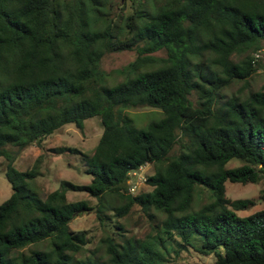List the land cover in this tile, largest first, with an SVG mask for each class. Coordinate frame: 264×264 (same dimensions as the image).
Here are the masks:
<instances>
[{"label": "trees", "instance_id": "16d2710c", "mask_svg": "<svg viewBox=\"0 0 264 264\" xmlns=\"http://www.w3.org/2000/svg\"><path fill=\"white\" fill-rule=\"evenodd\" d=\"M130 1L116 23L114 0H0V157L11 186L0 203V264H165L188 249L211 254L204 264H264V209L238 213L264 201V188L252 198L225 192L227 181L264 178V82L247 83L258 63L250 52L264 42V0ZM133 48L123 79L109 85L101 57ZM234 81L243 88L224 93ZM130 107L162 116L139 128L123 112ZM91 117L102 126L91 153L49 149L80 153L90 181L62 179L42 197L30 185L37 164L17 169L18 153ZM142 164L152 165L151 189L130 193L128 172ZM67 190L96 201H69ZM133 206L153 229L146 238L118 221ZM80 212L108 229L106 260L75 256L89 241L69 227Z\"/></svg>", "mask_w": 264, "mask_h": 264}, {"label": "rangeland", "instance_id": "374dc122", "mask_svg": "<svg viewBox=\"0 0 264 264\" xmlns=\"http://www.w3.org/2000/svg\"><path fill=\"white\" fill-rule=\"evenodd\" d=\"M130 0H114L112 6L107 8L109 17L116 23H119L120 16L125 17L132 11ZM261 55L258 58L256 71L248 78V87L251 89H259L264 82V42L259 48ZM255 51H251L253 56ZM154 56H162V50L151 53ZM137 55L136 49L110 51L105 52L100 60V68L107 72L105 77L107 83H113L123 79V75L119 70L127 63L131 62ZM243 55H233L234 60L242 58ZM243 81H234L230 87L223 92L226 94L236 93L243 88ZM195 99V94L191 97ZM125 114L132 118L134 124L143 128L150 121L157 120L162 116L161 110L152 107H138L125 108ZM102 131L100 119L98 117H91L84 121L82 130H79L73 124H65L53 134L44 138L41 146L32 143L24 147L17 155L14 165L19 170L31 168L37 164V169L40 174L31 181V188L39 195L44 197L48 192L60 188L62 179L69 180L77 184H85L90 181V175L85 172V166L81 161L80 153H54L49 149L54 146L68 145L78 148L82 152L91 153ZM4 159L0 157V203L4 201L11 194V186L4 175ZM241 162L232 160L228 166H236ZM153 171L152 165H146L143 169V175L146 176ZM226 196L235 198H252L256 197L261 189L264 188V178L257 183H236L225 182ZM151 187L144 182L140 185L138 192L150 190ZM66 197L69 201L85 200L90 205H94L95 199L84 191H66ZM207 201L205 194L196 196L194 205L197 207L200 203ZM264 209V201H258L248 210H241L240 215H248L256 210ZM159 215V214H158ZM125 228L124 234L134 235L138 238H146L153 234L151 225L138 206H133L129 213L123 217L118 218ZM153 222V221H152ZM71 230H83L88 238V243L76 253L75 256L84 259L94 252L98 260H106V254L101 243L102 237L106 234L108 229L99 225L93 212L77 213L69 222ZM119 231V230H117ZM46 242L38 244L39 246H46ZM213 256L202 255L191 249L182 250L178 256L171 253L167 256L165 264H204L211 262Z\"/></svg>", "mask_w": 264, "mask_h": 264}, {"label": "built area", "instance_id": "2783aa9c", "mask_svg": "<svg viewBox=\"0 0 264 264\" xmlns=\"http://www.w3.org/2000/svg\"><path fill=\"white\" fill-rule=\"evenodd\" d=\"M261 55L260 49L256 50L253 53V61L257 60ZM147 164H142L136 169L130 170L128 172L129 180H128V186L127 190L130 193H135L138 191L141 184L145 182L146 176L143 175V169Z\"/></svg>", "mask_w": 264, "mask_h": 264}]
</instances>
